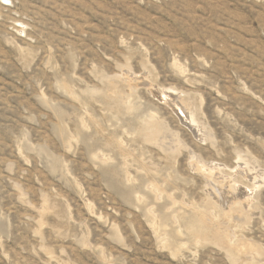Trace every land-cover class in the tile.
<instances>
[{"label":"rangeland","instance_id":"rangeland-1","mask_svg":"<svg viewBox=\"0 0 264 264\" xmlns=\"http://www.w3.org/2000/svg\"><path fill=\"white\" fill-rule=\"evenodd\" d=\"M247 261L264 0H0V264Z\"/></svg>","mask_w":264,"mask_h":264},{"label":"bare ground","instance_id":"bare-ground-1","mask_svg":"<svg viewBox=\"0 0 264 264\" xmlns=\"http://www.w3.org/2000/svg\"><path fill=\"white\" fill-rule=\"evenodd\" d=\"M177 108H178V106H176ZM182 107V106H181ZM183 108V107H182ZM183 110V109H182ZM181 111V110H180ZM186 117V116H185ZM150 134H156L157 133V131H156V129L155 128H153V129H151L150 130V132H149ZM157 136H159V138L160 137H163L164 135L162 134H157ZM110 144V143H109ZM239 170V169H238ZM239 171H241V170H239ZM249 171H251V170H249ZM252 172V171H251ZM255 173V172H254ZM252 176V175H251ZM209 177H211V176H209ZM218 178V177H217ZM220 178H222V177H220ZM252 178V177H251ZM254 179V178H253ZM229 181V180H228ZM255 181V180H254ZM219 182V181H218ZM221 182V181H220ZM257 182V181H256ZM253 185V184H252ZM210 195V194H209ZM220 195V194H219ZM229 195V194H228ZM244 196H245V199L244 200H247V198H248V193L246 194H243ZM250 195V194H249ZM215 196V195H214ZM237 196V195H236ZM238 197V196H237ZM236 197V198H237ZM239 199V198H238ZM241 199V198H240ZM243 199V198H242ZM225 202H226V200H224ZM229 202V201H228ZM227 202V203H228ZM243 201H241V203H242ZM246 202V204H248L249 202L248 201H245ZM235 203V202H234ZM238 203H240V202H238ZM241 203H240V205H241ZM244 203V202H243ZM233 204V203H232ZM231 204V205H232ZM229 205V204H228ZM244 205V204H243ZM242 205V206H243ZM245 206V205H244ZM234 207L235 208H233V209H235L233 212V214H246V211H245V209L246 208H243V207H241V206H239V205H234ZM231 213V212H230ZM209 214V213H208ZM232 214V215H233ZM201 215H203V213L201 214ZM227 215V214H226ZM231 215V214H230ZM228 216V215H227ZM196 220H198V219H196ZM210 220H211V218H210V215H206V216H204V220H200L199 219V224H202V226H207V224L210 222ZM194 222V221H193ZM197 222V221H196ZM214 222V221H213ZM212 224V223H211ZM220 243L222 244L223 243V245H229L230 243H229V241H228V238H227V236H223V237H221L220 238ZM241 243H242V241H241ZM248 244V243H247ZM242 245V244H241ZM244 246V245H243ZM242 246V247H243ZM248 246V245H247ZM244 247H246V246H244ZM251 264V262H248L247 261V264ZM246 264V263H245Z\"/></svg>","mask_w":264,"mask_h":264}]
</instances>
